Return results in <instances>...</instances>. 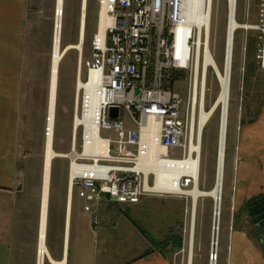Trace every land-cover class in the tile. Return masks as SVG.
Returning a JSON list of instances; mask_svg holds the SVG:
<instances>
[{
    "label": "rangeland",
    "instance_id": "rangeland-1",
    "mask_svg": "<svg viewBox=\"0 0 264 264\" xmlns=\"http://www.w3.org/2000/svg\"><path fill=\"white\" fill-rule=\"evenodd\" d=\"M83 0H65L62 48L80 42ZM57 0H31L30 17L36 18L37 37L26 65L28 92L20 130L18 160L19 199L16 213L14 250L18 264H38L41 211L44 187V164L49 122V87L55 45ZM229 0H214L211 50L219 68L224 69ZM239 24L259 25L264 20V0H237ZM83 56H91L92 40L98 26V3L88 0ZM32 29V28H31ZM32 32V30H31ZM70 43H67V42ZM264 51V33L257 28L239 27L235 32L231 72L222 214L217 252L213 250L214 210L211 197L199 200L193 217L192 197L178 194L149 195L132 205H118L106 199L97 216L84 212V202L72 192V212L68 227V264H124L149 254H161L177 264H225L227 229L254 228L249 209L231 196L228 182L234 154L233 133L240 118H254L264 103V68L259 57ZM80 51L72 47L63 58L58 80L57 114L52 162L46 244L51 258L64 259L67 236V207L70 195V160L66 156L73 146V127ZM86 79V67L82 71ZM174 87L187 93L184 75H175ZM206 107L209 109L220 92V82L213 68L208 69ZM40 91H37V88ZM78 93V91H77ZM78 96V94H77ZM77 105V104H76ZM80 108V107H79ZM127 119V115L125 117ZM222 107H218L201 137V188L209 190L216 181ZM103 137L112 130L103 128ZM81 128L76 132L77 150L81 149ZM193 185L188 189H192ZM263 195V194H262ZM244 207V208H243ZM195 221V222H194ZM194 238V239H193ZM193 243V244H192ZM191 248V249H190ZM46 257L45 264H54ZM52 261V262H51ZM62 262V261H61Z\"/></svg>",
    "mask_w": 264,
    "mask_h": 264
},
{
    "label": "built area",
    "instance_id": "built-area-1",
    "mask_svg": "<svg viewBox=\"0 0 264 264\" xmlns=\"http://www.w3.org/2000/svg\"><path fill=\"white\" fill-rule=\"evenodd\" d=\"M97 3L91 56L79 64L82 71L86 67V79L80 78L84 85L77 93L74 120L87 117L96 129L92 140L103 141L106 151L100 155L86 152L87 124L75 128L76 132L81 128L82 145L77 150L74 137L66 155L70 190L76 188L84 211L94 216L106 199L132 205L149 195L189 196L183 191L195 183L191 172L184 171L175 181L182 188L175 193L156 189L157 173L149 168L153 164L176 169L199 155L200 114L212 107L207 109L206 101L208 69L213 66L206 67L205 60L206 53H212L214 0H204L202 7V14L210 16V28L189 20V0ZM243 26L264 33V20ZM260 51L264 68V51ZM175 75L185 76L186 94L174 87ZM90 96L96 101L92 112L87 108ZM112 108L118 109L117 118L111 116ZM103 128L112 130L114 136L103 137ZM94 146L90 145L91 150ZM217 258L214 255L212 261Z\"/></svg>",
    "mask_w": 264,
    "mask_h": 264
},
{
    "label": "crops",
    "instance_id": "crops-1",
    "mask_svg": "<svg viewBox=\"0 0 264 264\" xmlns=\"http://www.w3.org/2000/svg\"><path fill=\"white\" fill-rule=\"evenodd\" d=\"M87 6L88 0L85 14ZM30 8L31 0H0V264H18L19 262V259H15L17 256H14L13 252L15 249L18 250L15 237L19 199L20 130L25 94L28 92L26 65L34 49V38L38 36L36 18L30 17ZM84 22L86 23V16ZM68 46L72 48L73 45ZM82 52L83 50L80 51L79 64L83 56ZM79 64L77 80L83 75ZM37 91H40L39 87ZM76 104L75 100V107ZM48 109L50 112V87ZM242 119L240 118V122L237 123L232 137L234 154L228 182L231 196L243 206L251 198L264 195V103L254 118L246 122L245 120L242 122ZM77 197L81 199L78 194ZM69 209L72 212V196L68 199L67 235ZM227 230L225 264H264V232L261 229L254 226L249 230L246 228ZM66 237L62 262H54L49 255L54 264H63V261L68 264V236ZM192 259L191 255L189 264H192ZM124 264L177 263L165 259L161 254L153 253Z\"/></svg>",
    "mask_w": 264,
    "mask_h": 264
},
{
    "label": "bare ground",
    "instance_id": "bare-ground-1",
    "mask_svg": "<svg viewBox=\"0 0 264 264\" xmlns=\"http://www.w3.org/2000/svg\"><path fill=\"white\" fill-rule=\"evenodd\" d=\"M204 0H189L188 13L189 20L193 23L201 25L205 23L209 26L210 16L202 14ZM85 0H83L82 5V24H81V40L80 43L72 46L76 47L80 51L83 50L84 34H85ZM57 29H56V40L54 45V54H53V65H52V75H51V87H50V112H49V123L47 131V146H46V155H45V164H44V187H43V198H42V211H41V230H40V241H39V261L38 264H45L46 257H49V250L46 244V233L48 225V208H49V196H50V184H51V174H52V162L53 159L57 156H63L62 154L54 150V131H55V118H56V107H57V95H58V80H59V71L60 65L65 57L66 53L70 49V46H67L65 49L62 48V29H63V16H64V0H57ZM230 16L229 24L227 30V42H226V55H225V64L224 69L219 68L217 62L214 59L212 53H206L205 66L207 67L211 64L215 70L216 76L220 82V92L219 95L209 110H202L200 114V131L203 132V129L206 124H208L210 117L218 109L222 107V119H221V128H220V141H219V154H218V163H217V174L216 181L209 190L201 188L200 185V173H201V142L197 145V151L199 155L193 160H187L181 166L176 169L172 168H162L158 165H150L149 170H154L157 173V185L156 189L165 190L169 192L178 193L180 188L175 181L181 176L184 171L191 172L195 177V183L192 189L184 190L185 194H188L192 197L193 202V217L195 215L196 209L198 207L199 200L204 197H211L214 200L215 210H214V252H217L219 244V229L221 222L222 214V191L224 185V168H225V156H226V137H227V126H228V108H229V99H230V86H231V72H232V63H233V47H234V37L235 32L239 27L243 25L239 24L236 20V9H237V0H229ZM84 85V81L79 78L78 80V90ZM77 90V91H78ZM78 96H77V107H78ZM96 101L93 96H90L87 99V108L92 112L95 108ZM85 122L87 124V133L88 140L85 145V151L93 153L95 155H100L105 153L106 146L103 141L92 140V136L96 134L95 126H93L87 117L82 119L80 116H77L74 120L73 127V138L76 137V127L79 124ZM202 136V133H201ZM91 138V139H90ZM201 140V139H200ZM202 141V140H201ZM93 150H91L90 145H94ZM174 179V182H170V179ZM70 196V195H69ZM71 199V196H70ZM71 207V205H70ZM70 210V209H69ZM70 212L68 215V224L70 218ZM195 222V221H194ZM68 236V235H67ZM67 239V237H66ZM194 239V238H193ZM217 241V242H216ZM193 244V243H192ZM191 249V248H190ZM192 255V252H191ZM67 257V256H66ZM218 259V258H217ZM65 264V261H63ZM211 264H217V261H213Z\"/></svg>",
    "mask_w": 264,
    "mask_h": 264
},
{
    "label": "water",
    "instance_id": "water-1",
    "mask_svg": "<svg viewBox=\"0 0 264 264\" xmlns=\"http://www.w3.org/2000/svg\"><path fill=\"white\" fill-rule=\"evenodd\" d=\"M87 0H85V5H86ZM56 22H57V18H56ZM56 28H57V23H56ZM71 48V47H69ZM111 116L117 118L118 117V109L117 108H112L111 109ZM70 196H72V190H70ZM251 216L254 217V221H260L258 223V226H263L264 227V206L255 210L254 212L251 213ZM214 238V236H213ZM217 242V241H216ZM213 244H214V240H213ZM213 250L215 251L214 247Z\"/></svg>",
    "mask_w": 264,
    "mask_h": 264
},
{
    "label": "trees",
    "instance_id": "trees-1",
    "mask_svg": "<svg viewBox=\"0 0 264 264\" xmlns=\"http://www.w3.org/2000/svg\"><path fill=\"white\" fill-rule=\"evenodd\" d=\"M86 30H87V27L85 28V34H86ZM242 122H244V119H242ZM261 205H264V195H259V196H256V197L251 198L249 201L246 202L245 207H246V210L249 209L250 211H252L256 207L261 206ZM150 252L151 251H147L146 254H149Z\"/></svg>",
    "mask_w": 264,
    "mask_h": 264
},
{
    "label": "flooded vegetation",
    "instance_id": "flooded-vegetation-1",
    "mask_svg": "<svg viewBox=\"0 0 264 264\" xmlns=\"http://www.w3.org/2000/svg\"><path fill=\"white\" fill-rule=\"evenodd\" d=\"M263 206H264V205L258 206V207H256L255 209H253L252 211H250V212H249V216L251 217L252 223L255 225V227L261 229V230L264 232V227H263V226H258V223H259L260 221L255 222V221H254V217L251 216V213H252V212H254L255 210H257V209H259V208H261V207H263Z\"/></svg>",
    "mask_w": 264,
    "mask_h": 264
}]
</instances>
